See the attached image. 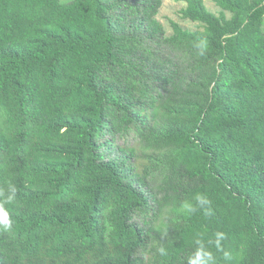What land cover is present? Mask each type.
<instances>
[{
    "label": "trees",
    "instance_id": "16d2710c",
    "mask_svg": "<svg viewBox=\"0 0 264 264\" xmlns=\"http://www.w3.org/2000/svg\"><path fill=\"white\" fill-rule=\"evenodd\" d=\"M177 1L0 0V264H264V0Z\"/></svg>",
    "mask_w": 264,
    "mask_h": 264
},
{
    "label": "rangeland",
    "instance_id": "374dc122",
    "mask_svg": "<svg viewBox=\"0 0 264 264\" xmlns=\"http://www.w3.org/2000/svg\"><path fill=\"white\" fill-rule=\"evenodd\" d=\"M204 2L211 11L216 13L219 12L220 9L216 5L215 0H204ZM184 5L185 3L182 1L163 0V4L159 10L157 17L166 27L168 34H171L172 32L171 20L177 21L181 25L187 28L194 29L196 27L197 23L186 20L180 16L179 11Z\"/></svg>",
    "mask_w": 264,
    "mask_h": 264
},
{
    "label": "clouds",
    "instance_id": "9594fccd",
    "mask_svg": "<svg viewBox=\"0 0 264 264\" xmlns=\"http://www.w3.org/2000/svg\"><path fill=\"white\" fill-rule=\"evenodd\" d=\"M12 191L14 192L15 191V189L13 188L12 189ZM0 219H3V220H5L6 221V216H2V217H0ZM7 226V225H6Z\"/></svg>",
    "mask_w": 264,
    "mask_h": 264
}]
</instances>
